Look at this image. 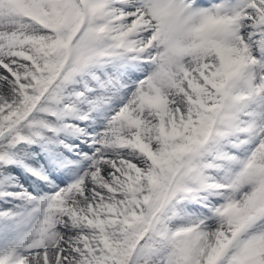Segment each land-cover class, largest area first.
Returning <instances> with one entry per match:
<instances>
[{"label":"snow or ice","instance_id":"snow-or-ice-1","mask_svg":"<svg viewBox=\"0 0 264 264\" xmlns=\"http://www.w3.org/2000/svg\"><path fill=\"white\" fill-rule=\"evenodd\" d=\"M0 264H264V0H0Z\"/></svg>","mask_w":264,"mask_h":264}]
</instances>
